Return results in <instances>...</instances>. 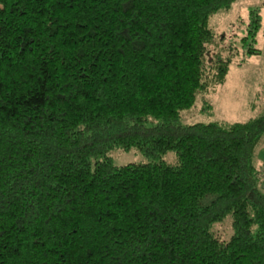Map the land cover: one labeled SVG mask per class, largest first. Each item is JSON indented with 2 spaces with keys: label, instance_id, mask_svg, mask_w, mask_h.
I'll return each instance as SVG.
<instances>
[{
  "label": "trees",
  "instance_id": "16d2710c",
  "mask_svg": "<svg viewBox=\"0 0 264 264\" xmlns=\"http://www.w3.org/2000/svg\"><path fill=\"white\" fill-rule=\"evenodd\" d=\"M235 1L0 0V264H264V108L180 120L225 75L208 21Z\"/></svg>",
  "mask_w": 264,
  "mask_h": 264
},
{
  "label": "rangeland",
  "instance_id": "374dc122",
  "mask_svg": "<svg viewBox=\"0 0 264 264\" xmlns=\"http://www.w3.org/2000/svg\"><path fill=\"white\" fill-rule=\"evenodd\" d=\"M250 10L259 14V26L256 28L248 26ZM208 26L214 38L207 46L206 58L217 55L227 59V69L221 81L209 82L205 91L197 94L193 105L180 112L181 122L233 123L259 115L264 108V0H237L228 10L213 14ZM243 36L246 38L240 41L238 38ZM107 156L115 165L148 161L135 148L127 151L116 148ZM162 159L173 163L175 154L167 151ZM252 165L264 186V135L254 145ZM211 230L220 239H227L229 217L213 224Z\"/></svg>",
  "mask_w": 264,
  "mask_h": 264
}]
</instances>
